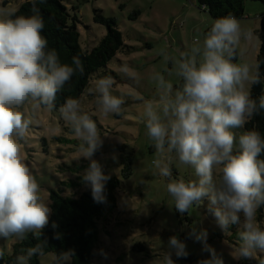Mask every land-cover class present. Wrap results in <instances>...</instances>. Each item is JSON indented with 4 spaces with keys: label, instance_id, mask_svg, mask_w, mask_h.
I'll list each match as a JSON object with an SVG mask.
<instances>
[{
    "label": "clouds",
    "instance_id": "9594fccd",
    "mask_svg": "<svg viewBox=\"0 0 264 264\" xmlns=\"http://www.w3.org/2000/svg\"><path fill=\"white\" fill-rule=\"evenodd\" d=\"M32 4L30 14H16L15 9L0 11V237L22 238L32 232L40 235L51 212L39 194V185L24 163L20 140L29 121L20 106L29 98L52 106L56 94L71 80L80 67L78 57L72 63L62 62L57 51L48 47L42 35L44 20ZM251 37L232 15L218 17L197 41L182 52L175 62L179 86L156 72L152 79L159 89V99L143 103L142 117L151 138L156 158L153 167L166 180V189L177 211L185 212L209 201V210L223 230L243 214V231L239 233L237 257L255 256L264 249V227L257 220V210L264 205V137L254 130L238 136L233 129L264 108V97H250L246 83L258 76L251 74L248 63L234 62V53L242 39ZM167 59V56L165 57ZM132 75L127 67L122 69ZM113 81L100 77L95 82L96 104L103 113H118L124 100L110 91ZM60 113L80 141L79 158L88 160L81 173L90 187L93 200L106 199L105 183L109 176L93 158L102 141L97 125L83 111L77 98L67 97ZM173 158L191 167L194 178L173 177ZM196 239L206 232H195ZM58 235V234H57ZM168 247L177 256L186 255L185 244L175 235ZM42 254V245L28 249L25 259ZM71 250L58 253L53 264H71ZM162 264H175L171 253L164 250ZM264 264V261H262Z\"/></svg>",
    "mask_w": 264,
    "mask_h": 264
},
{
    "label": "rangeland",
    "instance_id": "374dc122",
    "mask_svg": "<svg viewBox=\"0 0 264 264\" xmlns=\"http://www.w3.org/2000/svg\"><path fill=\"white\" fill-rule=\"evenodd\" d=\"M22 1L0 0V11L16 10ZM62 1L77 16L78 42L82 47L91 48L106 33V26L94 20V9L115 18L123 40V47L91 75L78 98L82 110L90 114L100 132L102 143L93 158L109 177L119 180L116 207L97 220L91 264H162L164 250L171 253L173 261L181 260L168 247L173 235L184 242L187 254L202 257L209 264H249L246 261L251 256H235L239 233L244 230L242 213L236 223L223 230L210 212L207 198L190 210L177 211L167 193L166 180L153 167L157 154L142 117L143 103L159 99L152 75L159 72L174 87L179 86L182 80L176 74L175 62L195 42L202 44L214 19L197 0ZM245 4L264 10V2L245 0L244 14L237 18L244 30L251 31V37H242L234 62L248 63L254 75L260 44V12L257 14L254 6L247 10ZM124 67L132 75L122 71ZM100 77H110L111 93L123 98L120 112L103 113L96 104L95 82ZM250 85L246 83L247 88ZM36 105L29 98L20 106L29 121L20 147L24 163L39 185L41 198L49 204L50 188L70 196L90 189L81 178L88 160L79 158L80 141L63 119L60 107ZM233 131L237 137L234 149H238V136L245 130L242 126ZM125 153L131 156V172L127 175L121 171V155ZM172 175L189 179L194 178V171L173 158ZM258 213L259 210L257 216ZM257 220L264 222V211ZM193 230L206 232V238L196 239ZM19 239L14 235L0 237V264H7L4 259ZM259 254L264 255V249H257L255 257ZM53 258L52 252H45L39 256V264H49ZM18 264H26L25 258L19 257Z\"/></svg>",
    "mask_w": 264,
    "mask_h": 264
},
{
    "label": "trees",
    "instance_id": "16d2710c",
    "mask_svg": "<svg viewBox=\"0 0 264 264\" xmlns=\"http://www.w3.org/2000/svg\"><path fill=\"white\" fill-rule=\"evenodd\" d=\"M262 1L264 0H257ZM215 20L218 17L232 15L240 18L244 14L245 0H197ZM36 7L44 20L42 35L48 42V47L57 51L62 62L72 63V57H78L80 67L76 69L70 81L55 97L51 107L57 108L64 104L67 97L79 98L88 85L91 75L98 68L103 67L123 47V40L116 26L114 17L103 15L94 9V20L106 26V33L98 43L91 48L82 47L78 42L77 16L70 13L62 0H36ZM32 4L23 0L16 14H30ZM260 25L257 30L259 37V51L257 54L256 71L258 79L249 88L250 97L257 101L264 97V12L259 16ZM236 52L234 53V57ZM182 83V81H181ZM42 106H48L41 104ZM50 107V106H49ZM245 131L254 129L264 137V108H259L243 125ZM234 149V151H238ZM264 158V151L260 154ZM122 173L131 172V156L128 153L121 155ZM119 185L117 177H109L105 183L104 194L106 199L102 203L93 200L91 190L86 189L77 196L62 195L58 190L50 188L49 207L51 212L48 222L43 226L40 235L26 233L12 245V250L5 257L7 264H18V258L26 256L29 248L40 244L42 254L52 252L54 257L63 251L71 250L72 264H91L92 247L97 239V220L108 210L116 207V189ZM259 216L264 211V205L259 209ZM177 215L179 216L178 212ZM259 216H257L259 218ZM187 218V216H185ZM188 219V218H187ZM58 234V235H57ZM34 253L25 259L26 264H39V256ZM175 264H209L207 260L192 254L179 256ZM250 261V262H249ZM264 255L251 256L246 262L262 264ZM53 264V260L49 263Z\"/></svg>",
    "mask_w": 264,
    "mask_h": 264
},
{
    "label": "crops",
    "instance_id": "0c3cea01",
    "mask_svg": "<svg viewBox=\"0 0 264 264\" xmlns=\"http://www.w3.org/2000/svg\"><path fill=\"white\" fill-rule=\"evenodd\" d=\"M247 5H248V6H247ZM250 6L257 7L256 5H253V4H250V5H249V4H245V7H246L247 10H249V7H250ZM248 12H250V11H248ZM256 12H257V14H258V12H260L259 15H258V16H260V14H261L262 12H264V10H263L262 7H259V8L257 7Z\"/></svg>",
    "mask_w": 264,
    "mask_h": 264
}]
</instances>
